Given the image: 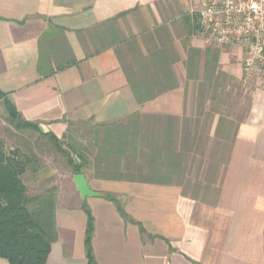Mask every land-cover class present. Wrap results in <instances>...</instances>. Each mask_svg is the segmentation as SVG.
I'll use <instances>...</instances> for the list:
<instances>
[{
    "label": "crops",
    "instance_id": "obj_1",
    "mask_svg": "<svg viewBox=\"0 0 264 264\" xmlns=\"http://www.w3.org/2000/svg\"><path fill=\"white\" fill-rule=\"evenodd\" d=\"M182 10V0H0V92L20 121L60 139L75 128L99 195L82 200L74 175L59 188L46 264L87 263L84 208L96 264H264V89L243 77L239 49L198 44ZM189 48L201 53L193 69ZM207 48L252 89L230 132L227 113L198 105ZM167 74L176 86L158 93Z\"/></svg>",
    "mask_w": 264,
    "mask_h": 264
},
{
    "label": "trees",
    "instance_id": "obj_2",
    "mask_svg": "<svg viewBox=\"0 0 264 264\" xmlns=\"http://www.w3.org/2000/svg\"><path fill=\"white\" fill-rule=\"evenodd\" d=\"M182 22L188 31H200L199 20L196 14H193L191 18L182 19ZM188 50L191 57L188 68L193 69V60L194 58L198 60L201 53L200 50L193 48H189ZM218 57V50L212 48L205 49L204 77L200 85L208 89L214 88L215 91L210 98L212 103L219 102L217 95L219 88L222 90L227 89L230 83L234 82L232 78L218 71ZM173 61L175 62V58H173ZM169 69L167 68V71ZM164 79V82L160 83L157 88L158 93L176 86L175 81L168 74ZM131 85L134 92H137V84L132 83ZM155 85L157 86L156 83ZM246 87L250 89L247 84H245L244 89ZM0 99L4 101L8 121L15 130L19 132L30 131L37 134L38 137L47 141L58 154L64 157L65 163L73 175L82 173V170L87 165L86 160L81 155L83 146L74 142V137L70 135L69 131L64 138L60 139L51 133L43 132L38 124L24 121L16 123L15 119L10 116V113H16L9 105L6 95L0 92ZM137 100L138 102L142 101L139 98ZM2 144V141H0V259L5 260L8 264H46L51 245L55 240L51 219V208L54 206L55 197L49 195L48 191V194L45 196L29 197L22 180L30 165V160L31 164H34L32 172L40 171L45 166H40V162L34 154L29 158L19 148L5 152ZM34 148L38 149V146L35 145ZM106 198L114 203L118 213L124 219H127L116 198L110 195H106ZM84 211L87 215L84 238L86 264H96L92 257L90 244L92 219L86 208H84Z\"/></svg>",
    "mask_w": 264,
    "mask_h": 264
},
{
    "label": "rangeland",
    "instance_id": "obj_3",
    "mask_svg": "<svg viewBox=\"0 0 264 264\" xmlns=\"http://www.w3.org/2000/svg\"><path fill=\"white\" fill-rule=\"evenodd\" d=\"M195 2V0H182V14L186 13L187 11H191L193 13V11L196 10ZM194 34L198 44L201 42L202 46H207L212 43L199 30L194 32ZM251 90L252 89H248V87H246L244 90L243 87L237 88L235 82H231L229 88L227 89L222 90L219 88L217 90L219 102L215 103L214 106L222 110L223 115H226L225 113L228 114L229 119L227 123L229 124L227 127L229 132L233 129L234 123L244 111L245 106L247 105V100L244 98L247 97L246 94L251 93ZM214 91L215 90L213 87L212 89H208L205 86L202 87L198 95V105L210 109L213 104L209 102V99L211 98ZM236 92H241L242 97H236ZM69 133L74 137V142L76 144H79L78 140L83 139L75 131V128H72ZM0 141L3 143L2 145L5 152L13 150L14 148H19L29 158L32 157L33 154L34 156L36 154L41 156L40 154H42L43 156L38 158L40 166H45V172L54 170V177L46 179L40 183L36 182V180H34L32 177L34 164L32 165L30 160V165L22 177L29 197L45 196L48 194V191L50 193L49 195H53L56 198V193H58L57 191H59V188L64 190V188L66 186L68 187V185L73 187L71 177L73 173L71 171H69L67 174H63L62 177L60 176V172L57 173L58 171L63 172L66 170L67 165L65 163L64 157L58 154L47 141L38 137L37 134L30 131L19 132L15 130L12 124L8 121V115L6 112H3L2 115H0ZM35 145L42 150V153H40V151L38 152L37 150L34 151Z\"/></svg>",
    "mask_w": 264,
    "mask_h": 264
},
{
    "label": "built area",
    "instance_id": "obj_4",
    "mask_svg": "<svg viewBox=\"0 0 264 264\" xmlns=\"http://www.w3.org/2000/svg\"><path fill=\"white\" fill-rule=\"evenodd\" d=\"M201 33L243 54L241 72L264 89V0H197Z\"/></svg>",
    "mask_w": 264,
    "mask_h": 264
},
{
    "label": "water",
    "instance_id": "obj_5",
    "mask_svg": "<svg viewBox=\"0 0 264 264\" xmlns=\"http://www.w3.org/2000/svg\"><path fill=\"white\" fill-rule=\"evenodd\" d=\"M10 116L15 119L16 123L20 122V120L17 118L15 114L10 113ZM73 184L82 200L86 199L87 197L99 196L97 193L93 192L89 188L88 183L82 174H76L73 176Z\"/></svg>",
    "mask_w": 264,
    "mask_h": 264
}]
</instances>
